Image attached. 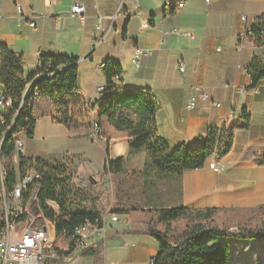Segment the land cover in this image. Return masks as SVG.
<instances>
[{"label": "crops", "instance_id": "obj_1", "mask_svg": "<svg viewBox=\"0 0 264 264\" xmlns=\"http://www.w3.org/2000/svg\"><path fill=\"white\" fill-rule=\"evenodd\" d=\"M72 5L73 0H0V42L25 55L24 78L38 72L42 54L77 57L80 93L95 102L105 95L97 90L106 83L102 64L113 59L123 69L122 85L149 89L161 102L157 127L170 143L202 145L207 131L217 127L233 129V147L220 160L211 157L201 168L171 174L147 168L145 149L130 152L126 135L97 141L88 126L70 130L45 116L36 123L33 138L20 141L29 159L65 155L74 161L73 180L88 192L73 190L66 207L119 213L130 206L263 204L264 166L256 158L264 149V81L252 87L248 68L255 56L264 57V47L247 42L239 50L238 43L243 15L252 22L264 13V0H85L84 21L71 13ZM172 5L176 13L166 15ZM174 29L192 32L194 38L176 35ZM137 49L143 50L139 67ZM195 86L207 89L211 98L197 96L196 107L188 110ZM108 156L122 157L124 171L106 172ZM213 161L223 167L221 173L211 169ZM38 190L35 185L27 211L34 198L40 220L49 225L37 203ZM119 215V222H108L105 237H95L86 250L73 252L61 264H150L159 244L148 224ZM59 246L66 249L70 240Z\"/></svg>", "mask_w": 264, "mask_h": 264}, {"label": "trees", "instance_id": "obj_2", "mask_svg": "<svg viewBox=\"0 0 264 264\" xmlns=\"http://www.w3.org/2000/svg\"><path fill=\"white\" fill-rule=\"evenodd\" d=\"M177 9V5L169 6L165 14L173 15ZM250 30L252 42L264 47V13L250 22ZM40 60L38 72L24 78L25 55L0 42V85L4 89L0 96L7 98V108L0 107V191L2 189V195L4 191L10 197L20 176L30 166L40 172L37 203L43 217L56 231L55 248L59 251H62L60 242L65 238L70 240L68 247L72 250L71 238H75L74 229L78 224L87 219L95 220L104 212L96 207L91 210L67 208L71 192L81 191L80 185L72 182L74 161L69 157L62 155L47 160L20 155L18 163L14 160L20 134L25 132L27 138H33L36 123L43 117L51 116L55 123L75 130L85 126L91 128V115H94L96 135L103 133L108 139L117 135L128 136L130 152L145 149L147 168L171 174L180 175L187 170L201 168L211 157L220 160L233 147V129L217 127L207 131L202 145L170 143L157 127L156 115L162 107L161 102L149 89L122 85L123 69L113 59L102 64L105 95L95 102L86 100L80 93L77 57L42 54ZM248 74L252 87L264 81V57L253 58ZM116 76H119V81H114ZM88 104L91 105L90 110ZM256 163L264 166V149L256 158ZM105 171L123 172V158L111 159L108 156ZM33 187L31 185L23 193L25 205ZM48 201L56 202L59 211L50 207ZM118 212L130 214L148 224L149 233L159 244L150 264H231V240L264 238V224L231 230L235 227L232 220L239 212L264 214V203L246 209L130 206ZM232 213L235 216L229 219ZM27 215L25 211L24 215H14L13 218L21 221ZM222 216L226 217L218 221Z\"/></svg>", "mask_w": 264, "mask_h": 264}, {"label": "built area", "instance_id": "obj_3", "mask_svg": "<svg viewBox=\"0 0 264 264\" xmlns=\"http://www.w3.org/2000/svg\"><path fill=\"white\" fill-rule=\"evenodd\" d=\"M21 12L22 8L17 7ZM85 0H74L71 12L74 16L79 17L82 21L85 20ZM1 16V12H0ZM247 15H243V29L239 34V50L242 49L247 40H251L252 31L248 25ZM31 26H35V21L30 22ZM173 33L186 38H194L192 32H181L174 29ZM143 55L142 49H137L135 53V64L140 66V59ZM180 69L185 71V66L180 63ZM114 81H119V76H116ZM99 88V87H98ZM193 96L190 98L187 109L192 110L197 105V96L203 101H209L211 95L207 89L202 86L193 87ZM6 97L0 96V107H6ZM220 106L219 103L215 104ZM91 105L88 104L90 110ZM93 116V125L90 128L91 137L94 140H105L104 135L95 134V116ZM24 153L23 146H17L15 153V160L19 158L20 154ZM211 169L215 172L221 173L223 167L216 161L211 162ZM41 179L39 171L29 168L18 180L14 186L11 197H3L1 189V197L5 206V214L2 217V227L0 229V255L4 256V264H49L52 260H70L71 251H77L87 248L93 239L100 235H105L107 231V220L110 218L112 222H119L114 220L113 213H105L97 217L95 220L87 219L83 223L78 224L79 234L72 240V250L70 248H62V251L54 248L56 241L51 240V226L36 224L38 216L32 213L26 216L24 220L18 221L11 216V211L16 210V216L20 217L27 209H23V193L28 190L29 186ZM11 199V201H10ZM126 222V221H123ZM36 224V225H35Z\"/></svg>", "mask_w": 264, "mask_h": 264}, {"label": "rangeland", "instance_id": "obj_4", "mask_svg": "<svg viewBox=\"0 0 264 264\" xmlns=\"http://www.w3.org/2000/svg\"><path fill=\"white\" fill-rule=\"evenodd\" d=\"M248 17V15H247ZM250 24V23H249ZM251 41H246L247 42H252ZM245 43V44H246ZM104 135L103 133H101ZM105 140H98V141H106L107 137L104 135ZM19 140L22 139H28L26 137V133H21L19 136ZM24 146V144H23ZM72 182L75 184H78L77 180H73ZM85 196L88 191L81 190ZM1 192V191H0ZM36 200L33 198L30 202L29 205V212L32 213L35 217L39 216L37 210L35 209V202ZM57 204V203H56ZM52 203V205L56 208V211H59L58 204L56 205ZM261 205V204H260ZM53 206H50L53 208ZM259 206V205H258ZM233 208V207H229ZM242 208V207H241ZM54 209V208H53ZM246 209V208H244ZM5 206L3 205V200L2 197L0 196V218L3 217L5 214ZM235 216V213L229 214V219L230 217ZM226 216H222L218 221H223V218ZM233 224L235 227H233L231 230H237L239 227H257V226H262L264 224V214H260L257 212H252V213H246V212H239L236 217L233 218ZM43 223L41 220L36 221V224L40 225ZM230 223V220H228L227 224ZM35 224V225H36ZM232 242V253H231V264H264V238H255V239H233L231 240ZM60 261L63 260H58L54 264H61ZM66 261V260H65ZM64 261V262H65ZM69 261V260H68Z\"/></svg>", "mask_w": 264, "mask_h": 264}, {"label": "bare ground", "instance_id": "obj_5", "mask_svg": "<svg viewBox=\"0 0 264 264\" xmlns=\"http://www.w3.org/2000/svg\"><path fill=\"white\" fill-rule=\"evenodd\" d=\"M74 1V0H73ZM171 1L172 0H167V3H171ZM71 9H72V7H71ZM72 13V12H71ZM245 15V14H244ZM77 17V16H76ZM80 19V18H79ZM247 20H248V25L250 26V24H249V19H248V17L246 18ZM81 20V19H80ZM82 21V20H81ZM35 25H36V23H35ZM251 31V30H250ZM241 33V32H240ZM251 40H253V39H251ZM251 40H247V41H251ZM245 45V44H244ZM238 46H239V43H238ZM244 47V46H243ZM242 47V48H243ZM99 92H103L104 90H105V86L104 85H101V86H99V88L97 89ZM17 146H23V142L22 141H19L18 142V144H17ZM23 149H24V146H23ZM20 155H24V153L23 154H20ZM15 156V155H14ZM19 158H20V156H19ZM19 158L17 159V161L15 160V158H14V160L16 161V163H18L19 162ZM21 177V176H20ZM18 182V181H17ZM16 185V184H15ZM31 185H38V181H36L35 183H33V184H31ZM30 185V186H31ZM29 186V187H30ZM39 186V185H38ZM29 189V188H28ZM0 196H1V192H0ZM3 197H8L5 193H4V191H3ZM11 197V196H10ZM10 197H8V198H10ZM31 197V196H30ZM3 200V199H2ZM10 201H11V199H10ZM29 201V200H28ZM26 202V205H27V203H29V202ZM4 205V204H3ZM26 205L25 204H23V209L25 210V209H27V207H26ZM26 212L28 213V215H30V212H28L27 210H26ZM11 216H12V218H13V216L14 215H17L16 214V210L15 209H13L11 212ZM107 213H113V212H107ZM102 214H105V213H102ZM101 214V215H102ZM24 215V214H23ZM27 215V216H28ZM100 215V216H101ZM4 216V215H3ZM39 217V216H38ZM113 217H114V220H116V221H120L121 220V218H120V215L119 214H116V213H113ZM26 218V217H25ZM24 218V219H25ZM40 219L42 218V217H39ZM40 219H38V220H40ZM45 219V218H44ZM17 220V219H16ZM46 220V219H45ZM2 218L0 219V229H1V227H2ZM109 221H111L110 220V218H108V220H107V227H108V222ZM112 222V221H111ZM112 223H115V222H112ZM40 225H45V226H51V224H49V225H46L45 223H41ZM79 234V227L77 226L75 229H74V236H75V238H76V235H78ZM100 236H106V233H105V235H100ZM51 240L52 241H56L55 242V244L57 243V235H56V231L53 229V227L51 226ZM55 244H54V248H55ZM90 246V245H89ZM67 248H69V247H67ZM66 248V249H67ZM66 249H65V252H66ZM62 250V249H61ZM75 252V251H74ZM72 255V254H71ZM52 261H54V260H52ZM51 261V262H52ZM50 262V263H51ZM49 263V264H50ZM0 264H4V256H2V255H0Z\"/></svg>", "mask_w": 264, "mask_h": 264}, {"label": "water", "instance_id": "obj_6", "mask_svg": "<svg viewBox=\"0 0 264 264\" xmlns=\"http://www.w3.org/2000/svg\"><path fill=\"white\" fill-rule=\"evenodd\" d=\"M91 180H92V178H91Z\"/></svg>", "mask_w": 264, "mask_h": 264}]
</instances>
